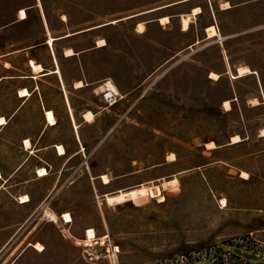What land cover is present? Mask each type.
I'll return each mask as SVG.
<instances>
[{
  "label": "rangeland",
  "instance_id": "rangeland-1",
  "mask_svg": "<svg viewBox=\"0 0 264 264\" xmlns=\"http://www.w3.org/2000/svg\"><path fill=\"white\" fill-rule=\"evenodd\" d=\"M37 4L0 0V264H140L249 230L264 235V0ZM53 54L63 82L55 73L24 76L29 58L52 68ZM239 65L251 72L238 74ZM107 80L118 89L113 101ZM22 87L31 94L20 96ZM173 177L163 197L106 199ZM88 228L108 235L104 243L83 244Z\"/></svg>",
  "mask_w": 264,
  "mask_h": 264
},
{
  "label": "bare ground",
  "instance_id": "bare-ground-1",
  "mask_svg": "<svg viewBox=\"0 0 264 264\" xmlns=\"http://www.w3.org/2000/svg\"><path fill=\"white\" fill-rule=\"evenodd\" d=\"M37 5L42 8L41 0H38V4ZM198 10H199V7H195L194 8V12H197ZM189 15L190 14H183L182 17H181V26H183V29H187L189 27V21H190V16ZM18 16L20 18H25L27 16V12H26L25 8H20L19 9ZM43 19H44L45 23H47L46 22V18L44 17ZM168 20H169L168 15L160 17V22L161 23H165ZM140 26H141V23H139L137 27L141 28ZM207 32H208V35L210 37L211 36H216L218 34L216 25L209 24V26L207 27ZM54 39H55V37H53L52 35H49L48 38H47V43L52 45ZM101 41H103V39H101ZM65 53L67 55H71V54L74 53V51H73L72 48L69 47V48L66 49ZM54 59H55V62H56V66H55L54 69H51V70H48V71L42 70L43 66H42L41 63L35 62L32 58L29 59L30 67L32 68V70H34L36 72L32 76L33 77H37L38 75L56 73V74H58L60 76V78L62 80L61 69L59 67V64H58V61H57V58H56L55 55H54ZM40 70H42V71H40ZM37 71H39V72H37ZM249 72H251V69L247 65H239L238 66V74H245V73H249ZM211 76L217 77L219 75L216 72H211ZM62 82H63V80H62ZM79 85H81V82H79ZM104 85H105V89H104L105 91L109 90L115 96L118 94V89H117V87L115 86V84L111 80H107ZM30 94H31V92H30V90L27 87H22L21 89H19V95L20 96H28ZM112 101H113V98H112ZM224 103L227 106V108H230V101L228 99H226ZM254 103L256 104L257 102L254 101ZM70 111H71V109H70ZM85 115L87 117H91L92 116V112L90 110H88L85 113ZM71 116H72L73 121H75L72 111H71ZM45 117H46V120L48 121L49 124L56 123V117H55V114H54L52 109H50V108L49 109H45ZM5 122H6V117L0 116V124L1 123H5ZM73 123L75 125L77 124L75 122H73ZM261 131H262V134H264V127L261 129ZM240 139H241V136L239 134H237V133L233 134L231 136V141L232 142H238V141H240ZM24 141H25V143L27 145L30 144V139L29 138H25ZM209 144L215 145L212 140L209 142ZM56 147H57V151H58L59 154H64L65 153V148H64L63 145L56 144ZM174 158H175L174 154L170 153V154H168L167 160H173ZM38 173H39V175H44V174L47 173V169L44 166H41V167L38 168ZM242 174L246 176L247 175V171L243 170ZM0 177H1V172H0ZM109 181H110V179L108 178V176L107 175H103V182L104 183H108ZM177 183H178V180L175 177L169 178V180H163L161 182L153 181L149 185L140 184L139 186H137L135 188H132V189H121V190H119L116 193L106 194V199L110 203H121L122 201H124L127 198V196H129L131 199H134L135 197H139V196L163 197V190L169 189V187H174V186L177 185ZM28 200H29V196L27 194H23V195L20 196V201L21 202H25V201H28ZM224 202H225V199H223L221 203L223 205H225ZM61 217L63 218V220L65 222L72 221V216H71V214L69 212H64L61 215ZM50 218L52 220H57V214L54 213V212H50ZM107 236L108 235L97 237L94 229L88 228L85 231V237L82 239V241L84 242L83 244H85V245H91V244H93L95 242L104 243V238H106ZM78 241H80V239H78ZM32 245L37 251H42L44 249L43 244L41 242H39V241H36V242L32 243ZM113 249L116 250V251L119 250L117 245H115L113 247ZM113 256L116 257L115 255H113Z\"/></svg>",
  "mask_w": 264,
  "mask_h": 264
},
{
  "label": "built area",
  "instance_id": "built-area-1",
  "mask_svg": "<svg viewBox=\"0 0 264 264\" xmlns=\"http://www.w3.org/2000/svg\"><path fill=\"white\" fill-rule=\"evenodd\" d=\"M235 247L241 253L252 254L257 260L245 258L233 250ZM140 264H264V235L249 230L225 237L224 241L207 242Z\"/></svg>",
  "mask_w": 264,
  "mask_h": 264
},
{
  "label": "crops",
  "instance_id": "crops-1",
  "mask_svg": "<svg viewBox=\"0 0 264 264\" xmlns=\"http://www.w3.org/2000/svg\"><path fill=\"white\" fill-rule=\"evenodd\" d=\"M27 17V16H26ZM25 17V18H26ZM25 18H20L19 16H18V19L19 20H22V19H25ZM46 22H47V20H46ZM44 23H45V21H44ZM45 27H46V31H47V34H48V36L49 35H51L50 34V31H49V28H48V24L47 23H45ZM36 44H38V42L36 43ZM30 47H32V44H23L21 47H20V51H26L27 49H29ZM72 55V54H71ZM29 59H31V58H29ZM29 59H28V63H29ZM35 62H39V63H41L42 64V70H44V71H48V70H51V69H54L55 68V66H56V62H55V59H54V54H53V59H54V67H50V64H43L41 61H39V60H36V59H34V58H32ZM28 66H30V65H28ZM30 68V71L29 72H32V74H30V75H24V76H31V77H33L32 75L34 74V73H36L34 70H32V68L31 67H29ZM42 70H40V71H42ZM34 71V72H33ZM37 72H39V71H37ZM49 74H53V73H49ZM56 74V73H55ZM43 75H46V74H43ZM34 78H36V77H34ZM23 97H25V96H23ZM230 143H232V142H230Z\"/></svg>",
  "mask_w": 264,
  "mask_h": 264
},
{
  "label": "water",
  "instance_id": "water-1",
  "mask_svg": "<svg viewBox=\"0 0 264 264\" xmlns=\"http://www.w3.org/2000/svg\"><path fill=\"white\" fill-rule=\"evenodd\" d=\"M152 10H155V9H150V10H148V11H152ZM145 13H147V11H145V12H141V13H139V14H145ZM139 14H137V13H135V14H130L127 18H129V17H131V16H136V15H139ZM70 34H71V33H67L66 35H70ZM66 35H64V36H66ZM104 95H105V98H106L107 100H110V99L114 98V95H113L112 92H110L109 90L106 91ZM263 103H264V101H263Z\"/></svg>",
  "mask_w": 264,
  "mask_h": 264
},
{
  "label": "trees",
  "instance_id": "trees-1",
  "mask_svg": "<svg viewBox=\"0 0 264 264\" xmlns=\"http://www.w3.org/2000/svg\"><path fill=\"white\" fill-rule=\"evenodd\" d=\"M241 135H242V133H240ZM246 135H242V137H245ZM240 141H242L241 139H240ZM240 141H238V142H235V143H239ZM217 142V144H220L218 141H216ZM230 142V141H229Z\"/></svg>",
  "mask_w": 264,
  "mask_h": 264
}]
</instances>
